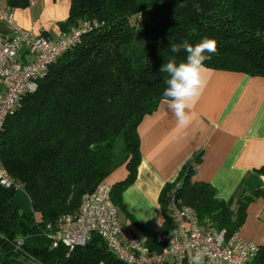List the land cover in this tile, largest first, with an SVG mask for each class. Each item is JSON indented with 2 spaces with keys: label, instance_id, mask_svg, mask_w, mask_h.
Instances as JSON below:
<instances>
[{
  "label": "trees",
  "instance_id": "1",
  "mask_svg": "<svg viewBox=\"0 0 264 264\" xmlns=\"http://www.w3.org/2000/svg\"><path fill=\"white\" fill-rule=\"evenodd\" d=\"M1 1V0H0ZM23 10L30 0H4ZM60 33L81 29L65 51L25 95L0 132V161L28 197L31 213L14 203L16 192L0 187V264H124L93 234L69 252L52 246L58 220L78 211L84 195L119 168L126 178L112 185L111 202L125 216L123 193L141 163L138 127L163 101L172 44L217 41L206 69L264 78V0H69ZM201 155L189 159L160 192L163 223L141 241L151 253L168 245L174 223L165 206L173 191L179 206L193 209L200 225L237 234L247 207L264 189L243 194L235 210L208 183L193 182ZM264 175V169H260ZM248 264H264V246Z\"/></svg>",
  "mask_w": 264,
  "mask_h": 264
},
{
  "label": "crops",
  "instance_id": "2",
  "mask_svg": "<svg viewBox=\"0 0 264 264\" xmlns=\"http://www.w3.org/2000/svg\"><path fill=\"white\" fill-rule=\"evenodd\" d=\"M0 5L8 9L4 0ZM68 11L69 0H30L27 9L11 13L20 29L54 39ZM0 33H8L1 22ZM204 76L207 84L191 109L195 118L187 128L177 127L164 101L138 127L141 163L135 182L123 193L129 216L123 214L120 222L141 241L146 234L158 233L162 226L161 190L196 154L201 155V162L193 182L210 184L229 209L235 210L243 194L264 189V175L258 172L264 169V78L210 69ZM126 176L121 167L106 183L112 186ZM13 200L21 212L31 213L24 192L16 193ZM237 236L243 242L264 246V199L247 207Z\"/></svg>",
  "mask_w": 264,
  "mask_h": 264
},
{
  "label": "built area",
  "instance_id": "3",
  "mask_svg": "<svg viewBox=\"0 0 264 264\" xmlns=\"http://www.w3.org/2000/svg\"><path fill=\"white\" fill-rule=\"evenodd\" d=\"M0 22L8 33H0V132L5 119L19 107L22 98L37 89L48 67L72 48L83 31L71 29L50 38L42 33L22 30L13 21L10 10L0 5ZM0 187L22 192L0 161ZM112 186L100 183L83 196L78 211L61 217L50 236L52 246H64L69 252L84 246L93 234L101 237L113 254L124 264H190L198 250H206L203 264H248L259 253L253 243L241 241L237 234L225 239L224 231L200 225L193 209L179 206L171 191L165 206L174 223L168 245L159 253H151L119 220L111 202Z\"/></svg>",
  "mask_w": 264,
  "mask_h": 264
},
{
  "label": "clouds",
  "instance_id": "4",
  "mask_svg": "<svg viewBox=\"0 0 264 264\" xmlns=\"http://www.w3.org/2000/svg\"><path fill=\"white\" fill-rule=\"evenodd\" d=\"M181 49L187 53L186 59L179 63L175 58L170 59L164 63L160 72L167 74L162 100L173 113L177 127L185 129L195 118L191 109L207 84L204 76L205 61L210 60L212 54L217 51V41L206 37L195 45L185 40L171 46L173 53H179ZM205 254L206 250L196 251L190 257V264H203Z\"/></svg>",
  "mask_w": 264,
  "mask_h": 264
},
{
  "label": "rangeland",
  "instance_id": "5",
  "mask_svg": "<svg viewBox=\"0 0 264 264\" xmlns=\"http://www.w3.org/2000/svg\"><path fill=\"white\" fill-rule=\"evenodd\" d=\"M141 1H143V0H141ZM122 215H123V214H122L120 211H118L119 220H120V219H123V218H122Z\"/></svg>",
  "mask_w": 264,
  "mask_h": 264
}]
</instances>
